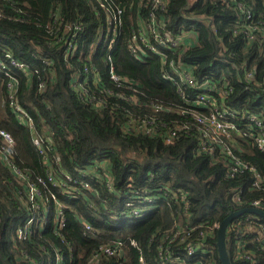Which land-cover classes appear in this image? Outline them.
<instances>
[{
    "label": "trees",
    "instance_id": "trees-1",
    "mask_svg": "<svg viewBox=\"0 0 264 264\" xmlns=\"http://www.w3.org/2000/svg\"><path fill=\"white\" fill-rule=\"evenodd\" d=\"M112 1L125 10L124 24L112 47H108L106 13L96 0H27L26 5L20 3L19 14L0 3L4 13L0 17V55L3 51L11 52L31 72L28 80L11 69L18 78L17 103L28 112L39 135H51L52 147L46 153L51 169L59 172L57 180L61 185L47 182V169L31 141L30 131L10 112L6 80L1 73L0 130L13 138V164L29 175L31 183L39 185L49 218L43 226L41 221L35 222L27 239L17 238V229L24 228L30 214L21 204L20 198L24 199L25 193L21 194L14 175L0 165V264H56L57 256L61 260L58 264H90L89 258L101 244L115 240L123 243V260L102 258L97 264H140L139 256L145 264H158L153 258L155 244L150 245L149 240L156 230L172 226L176 208L172 204L146 208L137 205L135 198L143 192L155 194L165 184L188 194L191 224L202 221L219 224L248 202L264 200V192L249 190L253 179L250 174L228 180L222 165L212 164L197 154L193 137L164 144L157 137L125 134L126 115H138L132 107L124 101L108 100L105 107L95 109L70 89L69 81L86 65H96L106 78L110 57L117 74L141 86L143 101L159 105L177 102L172 86L160 78L158 61L150 58L138 62L129 52L127 38L135 9L129 8V0ZM57 10L62 21L82 27L77 36L76 55L66 60L50 25ZM233 18L232 13L209 0H169L164 13V21L172 32L183 27L197 33V44L183 60L198 65L200 75L211 71L227 75L230 70L227 59L224 62L225 51L235 52L237 61L253 55L233 47L236 40L229 31ZM208 21L217 27L216 33L211 31ZM56 24L62 29L61 22ZM235 84L231 99L238 109L246 105L255 110L256 104L264 102V94L245 91ZM241 145L244 149L241 157L264 177V154L251 144L248 147L247 142ZM94 161L107 162L110 180L99 181L84 174ZM38 179L44 184H39ZM63 188L72 191L71 194H62ZM55 202L61 205L64 220L61 228L54 216ZM135 211L144 216L135 217ZM216 240L215 233L207 242L215 264H221ZM230 240H225L230 264H249L234 258ZM132 241L136 247L131 245ZM247 247L256 264H264L262 244L256 242Z\"/></svg>",
    "mask_w": 264,
    "mask_h": 264
},
{
    "label": "built area",
    "instance_id": "built-area-1",
    "mask_svg": "<svg viewBox=\"0 0 264 264\" xmlns=\"http://www.w3.org/2000/svg\"><path fill=\"white\" fill-rule=\"evenodd\" d=\"M209 1L215 6L223 7L234 16L229 27L230 35L236 40L233 47H240L242 51L253 54L237 61L235 52L223 50L226 54L224 62L227 59V69L230 70L227 75L223 71L220 73L211 71L208 75H200L198 65L183 60L188 50L197 44V33L192 28L180 27L176 32L168 28L164 21V13L169 0H129V8L135 9L127 38L129 52L138 62L150 58L158 61L161 69L160 78L172 86L177 102L159 105L153 101H143L140 98L141 86L133 79L117 74L110 57L107 58L106 78L102 77L96 65L90 64L84 66L81 72L69 81V87L79 99L86 101L95 109L105 107L108 100L124 101L132 107L138 115L135 117L126 115L127 124L123 128L125 134L157 137L164 144H172L180 138L193 137L197 154L206 157L212 164L222 165L228 180H236L244 173H248L253 178L249 190L264 192V177L241 157V152H244L241 142H247L248 147L250 144L255 146L264 154V102L256 104L255 110L246 105H241L238 109L232 104L231 99L236 89L235 83L242 86L245 91L264 94V0ZM21 2L27 4V0H0L8 10L17 14L21 13ZM96 2L100 10L106 13L105 22L110 36L108 47H112L116 38H119L124 24L125 10L112 0ZM59 14L58 10L54 12L50 25L55 34V43L60 45L59 48L66 60L76 55L77 36L82 27L77 23L68 24L62 21ZM3 16L4 13L0 10V17ZM58 22L63 25L62 29L56 24ZM208 26L211 31L217 32V27L212 21H208ZM259 58L261 60H258ZM12 68L30 79L31 72L24 64L15 59L11 52L3 51L0 55V74L2 73L6 80L5 92L10 112L21 126L30 131L31 141L46 166L47 182L53 186H61L57 180L59 172L51 169L46 153L52 147V137L49 133H45L46 136L39 135L28 112L17 103L18 78L11 73ZM13 146L11 135L0 130V165L14 175L21 194L25 193V197L22 196L24 199L20 198L21 204L30 214L24 228L17 229L16 236L18 239H27L33 224L39 220L43 226L49 216L39 185L31 183L29 175L13 164ZM84 174L99 181H103L104 178L110 180L106 161L98 163L94 161ZM37 182L44 184L41 179ZM61 192L66 195L72 191H64L63 188ZM235 197L237 204L241 205L239 197ZM135 199L137 205L146 208L153 209L159 204L168 206L172 204L176 208L172 214V226L164 231L156 230L149 240L150 245L155 244L153 258L156 263L215 264L207 240L215 233L217 236L219 224L203 221L191 224L190 201L186 191L179 188L171 189L165 184L157 189L155 194L143 192ZM54 206L56 224L61 228L64 225L61 205L55 202ZM243 208L264 211V200L248 202ZM134 215L138 218L144 216L137 211ZM263 222L253 214H242L229 223L226 239H231L236 260H246L249 264L257 263L250 256L247 246L258 242L262 244L264 251ZM81 224L87 230L90 229L83 221ZM131 245L137 246L133 241ZM102 258L122 261L123 243L115 240L101 244L98 251L89 258V263L97 264ZM191 258L195 259L190 261ZM60 261L57 256L56 264ZM139 263L145 264L142 256H139Z\"/></svg>",
    "mask_w": 264,
    "mask_h": 264
},
{
    "label": "water",
    "instance_id": "water-1",
    "mask_svg": "<svg viewBox=\"0 0 264 264\" xmlns=\"http://www.w3.org/2000/svg\"><path fill=\"white\" fill-rule=\"evenodd\" d=\"M242 214H253L255 216H258L264 221V211L261 209H257V208H242L235 212L230 213L226 218H224L218 225L217 236H216L217 238L216 246H217L218 258L221 264H230L227 251H226V246H225L227 226L235 218H237L238 216Z\"/></svg>",
    "mask_w": 264,
    "mask_h": 264
}]
</instances>
